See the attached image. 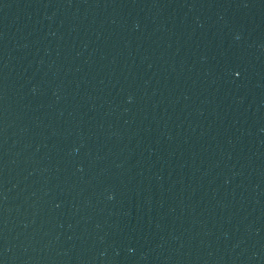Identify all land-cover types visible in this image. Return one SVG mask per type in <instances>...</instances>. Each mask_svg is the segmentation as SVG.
Masks as SVG:
<instances>
[{"label": "water", "instance_id": "95a60500", "mask_svg": "<svg viewBox=\"0 0 264 264\" xmlns=\"http://www.w3.org/2000/svg\"><path fill=\"white\" fill-rule=\"evenodd\" d=\"M0 264H264V0H0Z\"/></svg>", "mask_w": 264, "mask_h": 264}]
</instances>
